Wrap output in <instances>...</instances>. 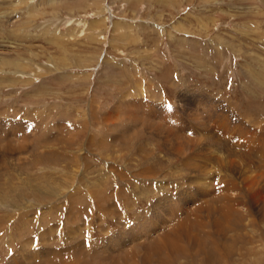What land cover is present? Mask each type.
I'll list each match as a JSON object with an SVG mask.
<instances>
[{"label": "rangeland", "instance_id": "374dc122", "mask_svg": "<svg viewBox=\"0 0 264 264\" xmlns=\"http://www.w3.org/2000/svg\"><path fill=\"white\" fill-rule=\"evenodd\" d=\"M0 264H264V0H0Z\"/></svg>", "mask_w": 264, "mask_h": 264}]
</instances>
